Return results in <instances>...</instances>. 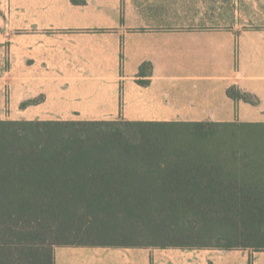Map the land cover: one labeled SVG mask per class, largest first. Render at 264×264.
Instances as JSON below:
<instances>
[{
	"label": "trees",
	"instance_id": "obj_1",
	"mask_svg": "<svg viewBox=\"0 0 264 264\" xmlns=\"http://www.w3.org/2000/svg\"><path fill=\"white\" fill-rule=\"evenodd\" d=\"M62 245L264 251V123L0 119V264Z\"/></svg>",
	"mask_w": 264,
	"mask_h": 264
},
{
	"label": "crops",
	"instance_id": "obj_2",
	"mask_svg": "<svg viewBox=\"0 0 264 264\" xmlns=\"http://www.w3.org/2000/svg\"><path fill=\"white\" fill-rule=\"evenodd\" d=\"M201 15L236 20L149 21ZM0 119L264 123V0H0ZM55 264H264V251L62 245Z\"/></svg>",
	"mask_w": 264,
	"mask_h": 264
},
{
	"label": "rangeland",
	"instance_id": "obj_3",
	"mask_svg": "<svg viewBox=\"0 0 264 264\" xmlns=\"http://www.w3.org/2000/svg\"><path fill=\"white\" fill-rule=\"evenodd\" d=\"M191 2L197 0H190ZM205 1V0H204ZM213 2L214 0H208ZM218 1V0H216ZM221 2H225V0H219ZM227 1V0H226ZM222 4V3H221ZM174 5V4H172ZM211 13L209 10H206L205 14L208 15ZM201 14V13H200ZM52 19H46V23ZM236 19H230L228 17H216L213 18L211 16L206 17L205 15H201V17H189V18H162V19H149L150 23H157L161 22L166 25H178V26H188V27H208V26H216V25H223L228 26L229 24H232ZM241 250V249H238ZM254 251V250H252Z\"/></svg>",
	"mask_w": 264,
	"mask_h": 264
}]
</instances>
